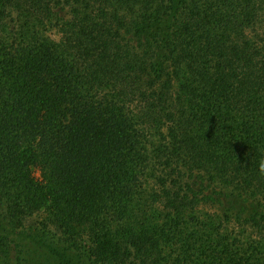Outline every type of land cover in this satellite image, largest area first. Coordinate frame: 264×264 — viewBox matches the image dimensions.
<instances>
[{"label": "trees", "instance_id": "1", "mask_svg": "<svg viewBox=\"0 0 264 264\" xmlns=\"http://www.w3.org/2000/svg\"><path fill=\"white\" fill-rule=\"evenodd\" d=\"M262 161L264 0H0V264H264Z\"/></svg>", "mask_w": 264, "mask_h": 264}, {"label": "rangeland", "instance_id": "2", "mask_svg": "<svg viewBox=\"0 0 264 264\" xmlns=\"http://www.w3.org/2000/svg\"><path fill=\"white\" fill-rule=\"evenodd\" d=\"M15 239H17V240L21 241L22 243H24V245L26 247H29L31 255L33 257H35L36 259L38 257L40 259L39 261H42L41 262L42 264H45V263L46 264H50V261L53 262V260L51 258V254H50L51 251H49L48 249H45L43 247H40L39 245H37L35 243L34 240H32L30 238L17 237V236H15Z\"/></svg>", "mask_w": 264, "mask_h": 264}, {"label": "clouds", "instance_id": "3", "mask_svg": "<svg viewBox=\"0 0 264 264\" xmlns=\"http://www.w3.org/2000/svg\"><path fill=\"white\" fill-rule=\"evenodd\" d=\"M259 171L261 173H264V161H262L260 164H259Z\"/></svg>", "mask_w": 264, "mask_h": 264}]
</instances>
